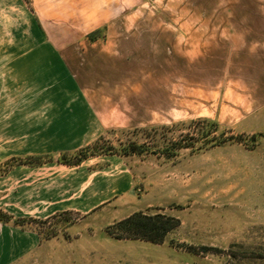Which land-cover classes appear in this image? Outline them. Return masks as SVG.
Segmentation results:
<instances>
[{"label": "rangeland", "instance_id": "374dc122", "mask_svg": "<svg viewBox=\"0 0 264 264\" xmlns=\"http://www.w3.org/2000/svg\"><path fill=\"white\" fill-rule=\"evenodd\" d=\"M24 1L35 6V0ZM132 1L122 0L119 5L118 0H88L84 4L78 0L76 8L65 2L59 10L55 6L49 9L50 16L60 19L54 22L55 28L61 26V33L53 37L57 44L74 39L69 35L74 30L87 34L79 37L77 46L87 49L95 43L88 54L91 62L77 63L74 72L89 87L96 108L117 112L122 121L131 124L109 128L98 145L99 152L113 147L122 153L128 142H143L147 134L140 128L151 126L158 127L150 135L153 145L165 137L184 136L185 144L194 143L198 148L222 133L242 141L208 145L194 153L186 149L171 158L147 153L123 156L135 176V192L143 199L127 207H104L79 223L78 216L69 212L47 219L25 217L23 226L39 231L45 239L38 251L42 256L38 264H264V115L260 124H254L256 131L219 123V130L208 139H202L199 131L210 125L189 124L199 120L198 115L207 114L211 104L220 103L226 89L239 104L242 98L252 100L250 93L259 99L264 96V53L251 57L243 51L242 38L226 39L235 28L247 30L249 22L226 20L231 12L227 8L214 12L209 5L198 6V14L201 8L207 13L204 26L211 29L201 31L202 40H209L208 51L197 52L193 21L185 20L194 16L189 5ZM11 8L0 2V47L29 46L35 36L32 31L27 37L17 35L19 23ZM73 10L78 19L88 14L89 23L81 25L82 19L78 25L71 16ZM209 12L215 13L212 22ZM183 21L186 27L179 29ZM99 24L101 29L95 30ZM254 25L264 29L263 22ZM92 33H96L95 41L89 39ZM230 40H235L233 47ZM103 47L107 55L116 49L120 58L99 59ZM232 48L234 51H229ZM28 71L0 69V170L14 156L55 149V143L47 139L54 128L43 124L41 120L46 118L35 116V111L67 107V96L51 87L48 70H42L40 77ZM233 98L227 105L230 112L235 107ZM173 124L179 125L167 131L160 128ZM187 133L196 139L186 137ZM57 159L47 157L39 168L20 166L1 173L0 211L13 216L8 208L17 209L18 195L34 190L35 175L60 171L57 163H51ZM132 209L172 215L181 225L167 235L164 245L111 237L106 232L108 226L105 228L107 219Z\"/></svg>", "mask_w": 264, "mask_h": 264}, {"label": "crops", "instance_id": "0c3cea01", "mask_svg": "<svg viewBox=\"0 0 264 264\" xmlns=\"http://www.w3.org/2000/svg\"><path fill=\"white\" fill-rule=\"evenodd\" d=\"M77 1L35 0V6L31 8L27 6L24 0H0V2L8 3L14 12L12 16L14 18L17 17L16 20L19 23L17 35L27 37L30 36L31 33L29 32L32 31V36H35L29 46L0 47V69L10 67L27 69L30 75L39 77L42 74V70H48L46 73H49V81L52 84L51 87L54 88L53 90H59L67 96V107L64 109L35 111V116L46 118V120H41L43 124L47 123L54 128L50 136H47V139L55 143V149L14 156L6 160L5 163L17 157L26 158L39 155L57 157L64 153H73L94 143L114 125L121 127L131 125L128 120L122 121L123 117L117 112L98 110L90 96L91 92L88 91L89 87H86L84 80L81 81L74 72L77 63L83 65L86 60L87 64L91 62V57L88 54H90V51L92 52L90 47L95 45V43L91 44L87 49L77 46L75 42L84 32H75V30L69 34L74 39L65 45L57 44L53 38L61 33L59 32V30L61 31L60 25L58 28L54 27V22L60 21V19L58 16H50L49 11L52 10L53 6L57 7V10L61 9V5L65 2L66 4L69 3V5L75 4L76 8ZM118 1L120 5L122 0ZM85 2H88V0H79V3L84 4ZM124 2L133 3L132 0H124ZM134 3L137 4L136 1ZM143 3L148 2L145 1ZM162 3L189 5L191 10L194 11L193 18L185 20L193 21L191 22L193 23L191 24V30L193 32L192 36L195 37V40L197 39V43H195L197 52L208 51L206 47L209 44V40H202L201 32L204 27L211 29L209 25L204 26V21L208 19L207 13L203 8H201V13L198 14L197 11L199 10L198 6L209 5L214 12L217 9H230L231 12L226 15L228 17L226 20L233 23L238 21L249 22L247 30L235 28L237 31L229 33L226 39L230 37L242 38L244 43L240 42V44L245 48L243 51L251 57H255V54L264 53V29H258L254 25L257 22L264 23V0H167L166 2L163 0ZM67 11L70 12L69 9ZM15 12H17L16 15L18 16H15ZM179 12H182V9H179ZM214 12H209V22L213 21ZM71 16H73V20L77 19V24H81L82 19L81 25H85L86 22L88 24L90 21L88 14L86 18L79 16L78 19L74 10ZM222 20L225 21L224 19ZM46 21H50V23ZM172 21L174 20L172 19ZM171 24L173 23L171 22ZM101 25L99 24L94 29H101ZM179 26V29H182V27H186V24L183 21ZM28 28H31V30ZM234 42L235 40H230L229 44L233 47ZM102 49L100 52L98 51L102 53L99 59L104 60L107 56H109L108 58H120V56L117 57L115 55L116 49H113V54L109 52V55L106 54L105 47ZM234 49L232 48L229 51L232 52ZM209 51L212 52V49ZM257 61H260L259 58H257ZM231 97H234L233 104L235 107H232L230 112L227 105L232 101ZM249 97H252V100L250 98L246 101V99L242 100V98L239 104L236 96H233L232 93L230 94L226 89L223 93V100L220 103L211 104L212 108L208 110V113L200 114L198 117L216 120L220 124L229 126L233 124L241 125L242 131L246 132L256 131L254 124L256 126L260 124L262 121L261 116L264 115V96L259 99L254 93H250ZM214 99H216V94ZM257 101H260L259 106H257ZM237 105L240 108L236 107ZM119 122H123V124H116ZM261 132H264V126ZM45 163L39 165H15L3 174H8L11 170L20 166L39 168ZM51 163H57L61 167L60 171L35 175L33 179L34 190L31 193L18 195L17 209L8 208L9 213L13 214L12 221H0V264H38L42 260L41 253L38 251L45 239H43L41 233L32 228L15 225L13 223L14 219H23L25 217L47 219L69 212L78 216L76 223H79L85 221L88 216L104 207H127L143 199L142 195L135 192V176L133 172L127 165L125 158L118 154L88 158L76 166L61 164L57 160L51 161ZM100 163H103V165H99ZM150 206L152 205H147V207ZM137 211L139 209H132V211L122 215H117L116 213L111 215L105 223V228ZM164 244L166 243L162 245Z\"/></svg>", "mask_w": 264, "mask_h": 264}, {"label": "trees", "instance_id": "16d2710c", "mask_svg": "<svg viewBox=\"0 0 264 264\" xmlns=\"http://www.w3.org/2000/svg\"><path fill=\"white\" fill-rule=\"evenodd\" d=\"M91 41H95L97 39L96 33H92L89 37ZM197 121L199 123H207V125H210L209 129L202 128L199 131V135L202 139H208V137L219 130L220 124L216 120H211L209 118H199V120H191L189 124H196ZM184 123V122H182ZM179 124H173L171 126L168 125H162L160 128L167 131L170 130L174 126H177ZM158 127L151 126V127H145L140 128V132H144L147 134L145 136V140L141 143L136 141H131L124 146L123 152H117L116 149L111 147L103 152H99V143L103 140V136H101L99 139H97L94 143L91 145H88L84 148L79 149L76 152L73 153H64L61 154L57 159V162L65 165H71L76 166L80 165L83 161H85L90 156H95L99 154H118L120 156H127L130 154H162L165 155L168 158L175 157L180 153L182 150H189L191 153L197 152L199 150L204 149L208 145L215 146V145H222L228 141L237 140L242 141L240 137H236L233 134H230L228 136H224L225 134L222 133L219 138L213 137L207 140L203 145L197 148L196 144L189 143L185 144L184 141H186V138L182 136L181 138H164L163 142H158V144L153 145L152 144V136L151 132L156 131ZM196 135V133H195ZM186 137H189L190 139L195 140L196 136L192 133H187L185 135ZM167 140V141H166ZM153 145V146H152ZM51 158L54 156H29L26 158H13L6 162L3 167L1 168V173L6 172L9 168L20 165V164H29V165H39L44 163V158ZM70 157H74L72 160ZM52 161V160H51ZM12 216L9 214L4 213L3 211H0V221L1 222H9L11 221ZM33 221L32 219H30ZM26 220L23 218L14 219L13 223L15 225L23 226ZM181 225V221L178 217L167 215L163 213H155V214H147L144 212H135L129 217L120 220L117 224H114L112 226H108L106 229V232L116 239H140L149 241L155 244H163L165 242V239L167 235L179 227ZM207 249V248H206Z\"/></svg>", "mask_w": 264, "mask_h": 264}]
</instances>
